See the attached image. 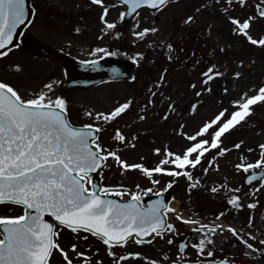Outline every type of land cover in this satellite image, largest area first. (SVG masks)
Returning <instances> with one entry per match:
<instances>
[{
  "label": "rangeland",
  "instance_id": "obj_1",
  "mask_svg": "<svg viewBox=\"0 0 264 264\" xmlns=\"http://www.w3.org/2000/svg\"><path fill=\"white\" fill-rule=\"evenodd\" d=\"M31 1L35 7V15L32 18V24L25 29L26 35L29 34L31 37V42L29 45L14 48L7 57L0 59V80L9 83L25 99L39 92L45 83L58 81L59 83L54 85V94L66 99L69 114L72 121L76 123L83 121L93 123V120L84 115L86 111H92L94 114L107 113L118 104L131 101V107L126 114L118 117L111 124H100L104 129L100 137L101 145L117 150L121 158L128 163H142L145 167L153 168L160 159L164 158L162 155H156L153 150L160 148L163 151L165 146L177 154L182 153L190 143L183 138V133L194 134L202 122L215 111L227 109V114L230 115L236 110L233 101L239 100L244 94L255 95L258 89L264 86V47L252 45L243 36L236 35L232 30L233 25L230 26L231 23L228 20V16L246 18L249 15H255L254 5L257 0H248L244 8L234 4L229 7L227 13L223 11L226 7L225 0H219V2L217 0H175L161 10L140 12L123 29L118 25L123 6L115 0H104V5L109 8L106 20L116 25L114 29L105 28L100 20L103 9L93 5L91 0ZM214 11H217L218 15L211 17L210 14ZM189 16L193 17V20L186 24L185 20ZM206 22H211L207 25L208 30L199 29L197 35L206 42H214L215 38L221 39L223 54L219 56L221 57L219 60L224 59V62L217 64L216 69L223 75L206 86L211 89L210 92L205 91V86L201 84L203 77L200 74L203 69L197 63L204 62L202 58L205 53L201 52L198 55L197 51L209 52L214 43L210 44L211 46L206 44L203 49V44L196 45L197 50L193 55L190 54L191 51L184 54L188 56V62H191L186 66L187 70L181 60L171 61L157 56V53L163 54L164 48H168L169 40L173 44L177 43L179 36L184 32H188L187 35H195L197 28L203 27L198 23ZM251 26L250 35L253 38L258 39L264 36V18L257 17ZM191 27H194L192 33L188 30ZM145 28H156L157 32H149L143 38H137L134 35L135 32ZM32 42H38V47H31ZM95 48H104L109 53H115L112 55L113 59L133 61V58H137L139 67L137 68L134 63L135 66L131 67L130 79L99 83L88 88L65 89L66 75L70 72L77 74L73 72L76 69L75 66H66L65 61L69 58L68 62L75 65L77 60L103 58L104 53L91 54ZM137 54H140V57H137ZM180 65V70L175 69ZM16 66H19V71L16 70ZM236 73H239L238 77ZM162 74L163 81H161ZM192 84L197 85L196 89L190 87ZM148 87H152L151 90L156 88L155 103L153 102L152 105H148L146 100L145 91ZM225 88L227 92L224 91ZM196 91L202 92V95L197 97ZM175 102L178 108L179 104L182 103L184 106L183 102H185V121L183 122L180 111H171L167 120L163 118L165 116L163 114H167L168 105H173ZM192 104L197 105V110L194 112L191 111ZM141 115L145 116L144 120L139 119ZM180 125L185 127L181 129ZM117 128H120L129 140L133 135L138 137V140L134 141L136 145L134 149L119 145L111 138ZM237 143L241 144L239 149L234 147ZM260 144H264V102L252 106L251 115L222 137V146L229 151L224 156H219L217 150L210 152L204 158L207 163L213 162L212 165L207 164L208 171L204 170L205 174L202 178L189 179L190 185L199 182L196 186L200 192L199 202L205 207L199 211L202 216L215 213L213 209L217 203L220 205L219 211L227 207L230 209L232 205H229L227 201L231 196L237 195L240 198L241 208L244 210L241 211V208L232 210L227 212L226 216L237 226L235 230L238 233L242 229L245 233L250 231L251 237H254L256 241H259V237L264 239V187H262L261 204H256V208L249 209L247 205L255 203L254 192H250L253 188H243L242 175L235 166L241 163V157L246 163L256 160L259 157L258 145ZM248 149L252 151L249 152ZM141 157H143L142 160ZM104 170L105 187H123L129 193L136 192L138 195L149 189L148 183L151 180L140 171L133 170L122 174L121 169L112 159L106 163ZM163 176L156 174L153 177L160 181L154 189L164 187ZM181 176H170V178L179 179ZM259 184L261 186L262 181ZM212 188H216L217 191L212 192ZM235 189L240 191L235 192ZM176 197L181 201L183 208L189 205L188 207L193 210L194 203L184 192H179ZM21 211L22 208L16 205H0V215L14 216ZM250 217L252 218L251 227L247 225ZM56 227L59 229V225ZM258 230L261 232L260 236L257 234ZM83 235H88L86 242L78 239L76 234L69 230L63 229L60 231L58 242L65 250L72 243H78L80 251L86 252V255L91 258L90 264H96L98 261L102 264H114L113 258L108 256L106 247L98 238L81 232L80 236ZM164 235L163 239L159 236L156 238L151 251L149 244L137 245L131 240L125 247L115 248L113 251L117 257L129 252L141 254L140 259L130 260L125 264H151L153 260L157 261V264H170L169 258L173 257V261L177 262V249L173 246V251L168 249L170 245L165 246L167 233ZM255 248H245L246 252L241 253L238 261L248 260L250 264H264V256L258 257L254 254ZM73 259L74 264H84L82 260H77L75 257ZM49 264H65V262L61 254L54 251Z\"/></svg>",
  "mask_w": 264,
  "mask_h": 264
},
{
  "label": "snow or ice",
  "instance_id": "obj_2",
  "mask_svg": "<svg viewBox=\"0 0 264 264\" xmlns=\"http://www.w3.org/2000/svg\"><path fill=\"white\" fill-rule=\"evenodd\" d=\"M121 2L128 6L127 14L130 15L142 6L161 10L170 0H121ZM91 3L103 9L100 20L105 28L114 29L116 25L106 20L109 8L104 5V0H91ZM225 4L223 11L227 13L229 7L234 4L244 8L248 0H225ZM254 8L255 15L246 18L228 16V20L233 25L232 30L236 35L243 36L252 45L264 47V36L256 39L250 35L252 22L257 17L264 18V0H257ZM31 15L34 17V9ZM125 15L126 13L121 12L120 18L123 19ZM192 20L193 17L189 16L185 23H191ZM32 22L26 8V0H0V59L7 57L14 48L20 47L19 43L14 42V35L17 34L18 28L30 26ZM149 32L155 33L157 29L145 28L134 35L143 38ZM167 47L169 51L172 50L171 44ZM97 53L115 55L104 48H95L91 54ZM137 57H140V54H137ZM136 59L133 58L134 63ZM81 63L87 66L95 65L97 61ZM16 70H20L19 66H16ZM200 75L203 77L201 84L205 86V91L210 92L211 89L206 86L223 73L216 70L213 65ZM236 76L238 77L239 73H236ZM163 79L162 74L161 81ZM58 83V81L45 83L39 92L25 99L9 83L0 81V205H23L30 210L23 215H0V264H49L54 251L61 254L65 264H74L73 257L82 260L84 264H90L91 258L86 252L80 251L78 243H72L67 250L59 244L60 231L63 229L76 234L78 239L85 242L88 235L80 236L81 232L98 238L106 247L108 256L113 258L114 264H125L130 260L140 259L141 254L138 252H129L117 257L113 250L125 247L130 240L141 245L151 243V240L144 239L150 235L154 234L163 239L165 233L175 232L174 225L167 222V216L170 213L175 214L176 209L160 199L144 207L140 203L141 196L136 192L129 193L123 187H97L91 173L102 169L106 162L112 159L122 174L138 170L151 180L153 185L160 183L159 180L153 179L156 174L183 175L191 179V173L186 169L200 166L213 150H217L219 156H224L229 150L222 146V137L251 115L252 106L264 102V86L260 87L255 95H242L239 100L233 101L236 110L230 115L227 114V109L221 110L212 119L205 121L194 134L183 133V138L190 143L182 153L177 154L167 146L163 151L155 148L154 153L164 158L160 159L155 167L148 168L142 163H128L121 158L117 150L105 148L100 143L99 134L104 131L100 124H111L126 114L131 107V101L118 104L107 113L94 114L92 111H86L84 115L93 120V123L77 127L68 118L66 99L54 94V85ZM190 87L196 89L197 85L192 84ZM224 91L227 92V88ZM151 95L154 97L156 93L152 92ZM195 95L200 97L202 92L196 91ZM152 104L153 100L150 97L148 105ZM168 109L169 112L175 110L172 104L168 105ZM196 110L197 105L192 104L191 111ZM163 118L167 120L169 117L165 114ZM139 119L144 120L145 116L141 115ZM179 127L183 129L185 126ZM111 138L119 145L133 149L136 146L134 141L138 140L135 135L129 140L120 128L115 129ZM234 147L239 149L241 144L237 143ZM258 148L259 157L255 163H246L241 157V163L235 167L245 173L252 169H264V144L258 145ZM248 151L251 152L252 149ZM208 163L212 165L213 162ZM207 171L208 169H205V172ZM256 179L255 174L248 176L249 183ZM260 179L261 187H264V172L261 173ZM198 183L197 181L192 187L195 188ZM259 190L255 189L257 192ZM146 191L152 192V189ZM211 191L216 192L217 189L212 188ZM234 191L239 192L240 189ZM109 195L116 197L129 195L130 199L127 203H121L115 199H108ZM156 195L160 196L161 193L157 192ZM227 202L236 209L242 207L237 195L231 196ZM256 206L255 203L247 205L249 209ZM45 215L53 217L59 229L47 222ZM176 219L182 220L183 223H196L192 220H183L178 214ZM251 224L250 217V227ZM201 228L208 226L202 225ZM201 228L195 231L199 232ZM208 231L215 233L216 228H208ZM227 231L239 238L240 243L246 248L252 249L253 245L240 237L234 228L228 227ZM212 242L210 238L201 239L192 247L196 249L198 255H203L206 243ZM172 243L173 241L169 239L168 244ZM260 243L264 244V241ZM184 247L181 245V250ZM212 256L213 252L207 251V257ZM96 264L102 262L98 261ZM151 264H157V261L153 260ZM198 264L204 262L200 261ZM209 264L226 262L212 261Z\"/></svg>",
  "mask_w": 264,
  "mask_h": 264
},
{
  "label": "flooded vegetation",
  "instance_id": "obj_3",
  "mask_svg": "<svg viewBox=\"0 0 264 264\" xmlns=\"http://www.w3.org/2000/svg\"><path fill=\"white\" fill-rule=\"evenodd\" d=\"M214 51L215 49H210V53L214 54ZM190 220L192 219L190 218ZM194 221H196V223H186L182 225L183 229L179 231V235L182 232H190V235L184 244L185 247L183 250H179L180 264H198L200 261H203L204 264H209V262L212 261H225L226 264H234L235 261L244 262V260L238 261L241 257L240 254H237V256L235 255L236 251L244 249V245L241 244L240 241H237L234 236L227 231V228L225 230H220L219 227H217L218 222L213 218L211 221L207 219H194ZM202 225H207L208 228H216V232L211 233L208 231V228H201ZM197 228H201V230L199 232L195 231ZM218 232L223 234H219ZM207 238H210L213 241L212 244L206 243L204 254L198 255L196 249L193 248L192 245L198 244L201 239ZM258 245L255 254L262 256V246L261 244ZM207 251H212L213 256L207 257Z\"/></svg>",
  "mask_w": 264,
  "mask_h": 264
},
{
  "label": "water",
  "instance_id": "obj_4",
  "mask_svg": "<svg viewBox=\"0 0 264 264\" xmlns=\"http://www.w3.org/2000/svg\"><path fill=\"white\" fill-rule=\"evenodd\" d=\"M28 1H29V0H26V8L28 9L29 14H30V8L28 7ZM118 1L121 2V0H118ZM125 6H126V10H125L124 13H126V15L124 16V20H128V19H130V18H131L136 12H133L132 14L128 15V14H127V13H128V6H127L126 4H125ZM142 7H146V6H142ZM137 10H138V9H137ZM137 10H136V11H137ZM20 28H21V27H20ZM20 28L17 29V33H18V31H19ZM15 37H16V35H14V38H15ZM97 64H99V63L97 62L95 65H97ZM81 65H82L83 68H90V67H92V66H95V65H87V66H85V65L82 64V63H81ZM70 83L75 84V85H87V83H89V82H87V81H85V80H77V81H74V82H69V84H70ZM77 127H78V126H77ZM99 172H100V169H98L97 172L91 173V174H92L93 182L97 185V187H100V177H99ZM176 188H177V186H176L175 184H171V187H167V190H166V191L163 190V191L160 192V193H161L160 196H157L156 193H155V194L147 195V196H145V197H143V198L141 199L140 203L143 204L144 207H147V206H148L150 203H152L153 201H156V200L160 199V200H163V202H164L165 204H167V201H168V198H169L170 193L173 192V191H175ZM107 198H108V199H115V200H117V202H121V203H127V202H128V200H123V199H121V198H119V197L112 196V195H109ZM26 211H30V210H28V209L25 208L24 213H25ZM45 220H46L47 222H49V223H52L53 225H54V223L56 222L55 219H54L53 217H50V216H48V215H45ZM153 235H154V234H153ZM153 235H150V236H148V237H145L144 239H145V240L150 239Z\"/></svg>",
  "mask_w": 264,
  "mask_h": 264
}]
</instances>
